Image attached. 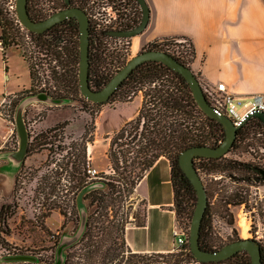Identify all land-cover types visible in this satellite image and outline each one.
<instances>
[{"label": "trees", "instance_id": "obj_1", "mask_svg": "<svg viewBox=\"0 0 264 264\" xmlns=\"http://www.w3.org/2000/svg\"><path fill=\"white\" fill-rule=\"evenodd\" d=\"M90 1L71 0V5L80 6L85 10ZM133 1L138 3L137 0ZM47 2L48 0L44 3L41 0H28V11L33 19L41 20L50 15L43 10ZM96 3L103 5L102 0H96ZM123 4L131 19L126 27L121 29L138 25L142 16L140 17V14L136 16V12H131L128 0H124ZM66 6L64 0L56 1L54 11ZM139 12L142 14V10ZM0 27V41L6 60L9 47L15 46L21 49V28L9 17L2 4H0ZM110 30L113 28L102 29L99 34L96 33L90 19L89 81L91 87L96 89L103 87L127 63V60L120 61L119 57L109 52L106 46L109 39L119 40L129 37L110 35L108 34ZM24 31L31 36L35 47L40 48L46 57L57 62L58 66L59 63L64 65L65 59L67 62L70 61L69 64H80V28L75 17L58 22L41 33L29 29ZM72 35H75L77 40L72 41ZM178 38L189 41L192 47L190 58L185 59L184 56L171 51L170 45L177 43ZM147 49L165 50L189 66L195 55L192 41L181 36L155 39L147 44ZM23 55L30 66L32 79L30 90L40 93V91L35 92L34 63L28 58L24 49ZM64 72L59 73L54 70L58 85L70 88L73 86L79 92L78 68ZM200 82L204 86L201 80ZM139 91L143 92V102L139 113L115 130L112 135L107 152L111 166L110 173L102 171L92 176L88 171L91 165L88 143L94 140L96 112H90L91 120L85 124L80 137L66 133L69 119L42 128L33 134L27 132L24 155L13 188L14 198L12 202L1 205L0 222L7 227L8 220L17 212L20 206L18 192L23 188V182L36 181L32 201L40 207L42 216L47 217L57 210L64 216L65 221L70 218L79 219L78 195L85 188L101 183V186H93L83 195L91 210L87 213L81 238L70 247L63 264H252L251 256L246 250L238 251L223 260L196 259L190 248V229L183 227L177 218L184 217L191 225L197 204V191L180 166V153L195 145L217 146L226 135L223 124L208 116L199 107L189 83L182 74L161 61H144L123 80L108 101L93 102L86 97L84 100L101 106L117 100V97H120L119 102L128 101ZM52 98L62 100L65 97ZM207 98L209 100L208 96ZM261 134L264 135V123L259 117L251 116L238 128L236 139L226 154L220 157H194L195 166L200 175L202 173L224 174L229 178L249 180L252 177L246 174L254 171L255 179L259 168L264 169L263 167L250 161L228 157V154L240 146L253 145L255 136ZM126 144L127 146L124 147ZM42 151L47 152V157L40 165L33 166L26 162L33 154ZM162 156L170 160L176 223L187 230L188 242L178 250L133 251L126 240V229L130 224L145 226L148 219L146 201L135 195L136 187ZM234 172L241 174L237 175ZM137 202L144 205L142 212L137 209ZM225 202L231 204L229 196L225 197ZM200 246L205 250H217L223 246V244H215L209 205L201 223ZM261 249L264 264L262 245Z\"/></svg>", "mask_w": 264, "mask_h": 264}, {"label": "rangeland", "instance_id": "obj_2", "mask_svg": "<svg viewBox=\"0 0 264 264\" xmlns=\"http://www.w3.org/2000/svg\"><path fill=\"white\" fill-rule=\"evenodd\" d=\"M41 1L42 3L45 2V0ZM128 2L131 6V12H136V16L140 14L141 17L139 4L133 0H128ZM0 4L5 9L3 0H0ZM20 31L21 49L18 51L10 47L11 49L8 50L7 54L13 51L15 57L10 58L8 54L9 62H11L9 65L16 71L14 79L21 86L19 90H23V84H27V88H29L31 86L29 62L24 58V49L28 58L34 63L36 73L35 92L40 91L41 100L34 114H32L31 120L26 119L25 123L13 120L14 106L18 98L11 99L10 104L2 109L1 116L8 119V121L6 122L7 127L0 125V207L3 203L13 201L15 178L21 167L22 161L20 159L24 155L27 132L33 134L42 129V125L48 127L59 121L69 119L70 123L65 129L66 133L74 137H80L83 134L85 124L91 120L90 112H96L94 140L88 143L89 159L91 160V166L96 168L98 173L102 171L110 173L111 166L107 152L112 135L117 130L112 129L127 113V108H123L122 102L118 100L120 97L101 106L84 100L85 97L79 88V76L77 82L79 92L73 86L71 88L69 86H59L54 77V70L65 73V70L75 68L77 70L78 68L79 72V64H69L70 61L67 62V59H65L64 65L59 63L58 66L57 62L46 57L40 48L35 47L31 39L27 38L24 30L20 29ZM71 39L72 41L77 40L75 35H72ZM178 39L176 40L177 43L170 45L171 51L184 56L185 59L190 58L192 47L189 41L185 38ZM146 47L147 44L141 47L140 51L146 50ZM106 48L116 57H119L120 61H128L133 56L132 37L123 38L122 42H119L118 39H109ZM0 63L4 64L1 47ZM5 89L6 81L4 70H2V73L0 71V92L4 94ZM51 96H63L65 98L58 100ZM10 120L15 122L12 136H8L12 127ZM34 121L39 124H35ZM4 129H6L8 138H2ZM253 141L254 144L251 146L235 148L228 154V157L250 161L264 168V135L255 136ZM18 146L19 150L14 153L15 157H12V150ZM126 146L127 144L124 145V147ZM46 157V151L35 153L28 159L27 163L38 166ZM234 173L241 174L240 172ZM246 175L252 178L238 180L224 176V174H201L208 189V205L212 213L213 235L216 245H224L232 240L244 237L240 222L245 218L249 225L247 237L258 240L264 248V180L255 181L253 178L254 171L248 172ZM22 185L23 188L18 192L20 206L17 212L8 220L7 227L0 222V260L10 254H20L30 257V264H63L68 250L79 241L84 231L85 223L84 225L81 224L82 216L91 210L83 195L91 187L101 186L102 184L96 183L85 188L78 195L79 219L70 218L67 221L57 210L47 217L41 215L40 207L32 201L35 195V180L29 183L23 182ZM226 196H229L232 201L231 204H226ZM138 202L136 207L142 212L144 205H140ZM177 218L183 227L190 229L189 221L186 218ZM146 235H150L151 238L156 237L155 222L152 224L151 232L147 231ZM1 256L3 257L1 258ZM21 264H23L22 261Z\"/></svg>", "mask_w": 264, "mask_h": 264}, {"label": "crops", "instance_id": "obj_3", "mask_svg": "<svg viewBox=\"0 0 264 264\" xmlns=\"http://www.w3.org/2000/svg\"><path fill=\"white\" fill-rule=\"evenodd\" d=\"M146 1L150 7V20L144 31L132 37V55L158 38L187 37L195 49L190 67L204 84L214 86L223 82L228 92L237 97L254 94L264 96V0ZM0 47L3 50L1 41ZM11 48L19 51L14 46ZM8 54L10 58L15 57L13 51ZM8 54L4 64L0 63V71L2 73L4 70L6 81L4 94L0 92V103L6 97L18 98L13 120L25 123L26 119L31 120L41 97L39 93L30 90L31 86L27 88V84H23V90H19L21 86L14 79L16 71L9 65L11 62ZM28 68L30 74L29 65ZM142 102V91L122 102L127 113L112 130L119 129L136 117ZM7 121L0 112V125L6 126ZM45 127L42 125V128ZM4 130L2 138H8L6 129ZM18 150L19 146L12 150V157H15L14 153ZM22 159L23 156L20 160ZM135 195L146 201L148 219L145 226L128 225L126 240L130 248L137 252L173 250L176 214L173 209L171 165L167 157H160L144 175L136 187ZM86 216L85 213L81 218L83 225ZM153 222L156 237L151 238L146 232H151ZM29 258L26 255L10 254L1 259L0 264H21V261L23 264H30Z\"/></svg>", "mask_w": 264, "mask_h": 264}, {"label": "water", "instance_id": "obj_4", "mask_svg": "<svg viewBox=\"0 0 264 264\" xmlns=\"http://www.w3.org/2000/svg\"><path fill=\"white\" fill-rule=\"evenodd\" d=\"M67 6L63 9L54 11L49 16L41 20L32 18L28 11V0H17V14L21 23L29 30L37 33L44 32L54 24L67 18L75 17L79 22L80 28V64H79V86L81 93L93 102H106L116 91L124 79L133 71L137 65L148 60L161 61L173 70L182 74L190 85L193 96L199 107L210 117L221 122L225 128V138L217 146L195 145L186 148L179 155V163L185 174L193 183L197 191V204L192 216L190 225L189 243L194 257L200 261L223 260L234 253L246 250L252 260V264H263L261 244L254 238L242 237L224 244L217 250H205L200 246L201 223L208 206V192L204 181L197 170L194 162L195 156L220 157L226 154L232 147L237 130L251 116L259 117L264 123V112L256 110L248 113L239 124H236L226 113L219 111L208 100L204 88L198 75L185 63L165 50L147 49L133 55L127 63L120 68L110 80L100 89L91 87L90 75V19L86 11L76 5H71V0H64ZM142 10V18L138 25L128 29H113L108 34L117 37H133L144 31L150 20V7L146 0H137ZM238 106L241 104L238 103ZM264 178V169L259 168Z\"/></svg>", "mask_w": 264, "mask_h": 264}, {"label": "built area", "instance_id": "obj_5", "mask_svg": "<svg viewBox=\"0 0 264 264\" xmlns=\"http://www.w3.org/2000/svg\"><path fill=\"white\" fill-rule=\"evenodd\" d=\"M17 0H3L5 10L9 17L13 19L22 30H28L20 21L17 14ZM57 0H48L44 7V12L53 13L54 5ZM103 5H98L96 0H91L85 7V11L89 16V19L93 22V28L96 33L99 34L102 29H121L126 27V24L130 21L131 17L126 13L124 7V0H102ZM27 38L31 39L29 34H26ZM32 41V39H31ZM122 42V39H119ZM33 43V41H32ZM206 96L209 97L211 104L214 105L219 111L226 113L232 120L239 124L241 120L250 112L260 110L264 112V96L261 94H254L248 97H237L234 94L228 92L225 83L221 82L217 85L203 86ZM11 98L6 97L4 101L0 103V112L2 109L10 104ZM238 103L241 106H238ZM12 124L9 130V135L12 136L15 129V122L10 120ZM1 148V145H0ZM92 176L98 174V170L91 165L88 169ZM173 250L180 249L184 244L188 242L187 230L180 227L176 223V228L173 231Z\"/></svg>", "mask_w": 264, "mask_h": 264}, {"label": "bare ground", "instance_id": "obj_6", "mask_svg": "<svg viewBox=\"0 0 264 264\" xmlns=\"http://www.w3.org/2000/svg\"><path fill=\"white\" fill-rule=\"evenodd\" d=\"M240 226L242 228V234L244 237H247L248 236V228H249V225H248V222L246 221L245 218H243L240 222Z\"/></svg>", "mask_w": 264, "mask_h": 264}, {"label": "flooded vegetation", "instance_id": "obj_7", "mask_svg": "<svg viewBox=\"0 0 264 264\" xmlns=\"http://www.w3.org/2000/svg\"><path fill=\"white\" fill-rule=\"evenodd\" d=\"M262 181L264 180L262 173L259 171V173L256 175L255 181Z\"/></svg>", "mask_w": 264, "mask_h": 264}]
</instances>
